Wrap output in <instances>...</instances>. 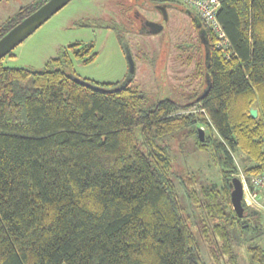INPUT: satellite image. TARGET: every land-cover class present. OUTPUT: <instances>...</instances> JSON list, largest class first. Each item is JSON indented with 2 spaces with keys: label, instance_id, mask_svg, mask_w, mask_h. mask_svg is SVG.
Listing matches in <instances>:
<instances>
[{
  "label": "trees",
  "instance_id": "trees-1",
  "mask_svg": "<svg viewBox=\"0 0 264 264\" xmlns=\"http://www.w3.org/2000/svg\"><path fill=\"white\" fill-rule=\"evenodd\" d=\"M219 1L216 19L229 54L203 24L207 64L194 53L200 85L184 102L167 97L146 107L135 87L77 76L73 60L91 61L77 44H70L73 57L63 51L42 69L0 61V264H206L198 245L205 241L217 247L215 260L226 255L234 264L226 222L247 224L230 203L228 182L237 172L231 152L251 161L247 175L264 173V0ZM43 2L20 7L1 23L0 37ZM196 104L197 114L170 115ZM189 127L223 180L221 188L197 192L192 178L178 179L203 215L196 229L161 143ZM212 218L223 222L211 225ZM246 251L252 263L264 264L262 247Z\"/></svg>",
  "mask_w": 264,
  "mask_h": 264
},
{
  "label": "rangeland",
  "instance_id": "rangeland-1",
  "mask_svg": "<svg viewBox=\"0 0 264 264\" xmlns=\"http://www.w3.org/2000/svg\"><path fill=\"white\" fill-rule=\"evenodd\" d=\"M33 0H0V25L7 18L22 6ZM149 3L155 0H144ZM181 1V0H175ZM102 0H71L58 12L52 15L45 23L37 28L25 40L18 44L11 52L5 55L0 61L9 67H29L42 69L49 59L58 57L66 46L71 42L95 41V50L98 52L96 60L88 65H82L73 60V70L80 77L94 81H115L124 72L123 53L117 42L115 34L105 28L97 26L81 27L76 22L94 21L97 18L104 20L106 11L102 7ZM132 0H122L119 5L128 6ZM171 11L170 22L167 27L158 34H136L131 29L120 28L124 41L129 45L132 53L134 73L130 86L142 91L146 97V107L151 106L157 100L170 97L173 100L184 102L190 96V91L199 87L200 78L194 77L195 58L194 54L183 57V52L177 49V44L184 41V34L190 31L185 16ZM147 16L154 19L158 17L156 12H147ZM106 17V16H105ZM183 24L185 27L183 28ZM129 26V22L122 23ZM193 32V30H192ZM169 34V35H168ZM170 36V40L169 37ZM12 54V55H11ZM191 55V56H190ZM123 68V69H121ZM200 105L196 104L188 108H176L170 111L171 116H183L189 112L197 114ZM199 125V124H198ZM203 129L205 127L200 125ZM189 128L177 132L161 141L167 147L168 156L171 160L172 171L175 175L178 198L184 214L194 229L203 223V215L199 205L186 195L188 191L178 183L179 178L191 179L190 187L200 191V187L216 185L223 186V180L218 172L217 165L213 160L209 148L206 150L197 149L194 137L189 134ZM233 162L237 168L235 175L244 172V168L251 165L248 157L239 150L232 151ZM250 175V174H249ZM251 198L249 206L243 205L251 210L260 212V223L246 221L247 227L240 229L237 226L226 222L230 232L228 250L235 254L234 264H256L250 261L246 247L258 245L264 249V197L261 195L259 208L253 207ZM211 225L216 222H223L221 219L212 218ZM217 244H222L221 241ZM200 254L206 264H232L226 262L227 256H220L216 246L208 241L199 242ZM222 252H219V254Z\"/></svg>",
  "mask_w": 264,
  "mask_h": 264
},
{
  "label": "flooded vegetation",
  "instance_id": "flooded-vegetation-1",
  "mask_svg": "<svg viewBox=\"0 0 264 264\" xmlns=\"http://www.w3.org/2000/svg\"><path fill=\"white\" fill-rule=\"evenodd\" d=\"M155 1L156 2L154 3H149L148 1H144V0H132L131 4L123 7V5H119L122 2V0H102L103 2L102 7L106 10L103 13L106 16V17L104 16L103 21L99 20L101 18L99 19L97 18L94 21L76 22V24L81 27L97 26L102 29L105 28L107 30L112 31L116 36L117 42L124 56L123 57L124 69L121 68L124 70V72L122 73V76L118 80L107 81L104 83L118 82L119 84L118 86L120 87L121 85H129L133 77L134 66H133L132 53L129 48V45L125 43L122 33H120V28L123 27L126 30L131 29L134 34H136V32L138 33L142 32L144 34H153V33H149L151 27L146 25L147 21H153L163 25L161 31L158 32L160 33L164 30V28L167 27L168 23L170 22L169 13H171V11H176L175 12L176 14L185 16V18L188 21V25L190 27V31L187 30V33L183 35L185 40L178 43L176 46L177 49L180 50L179 53L183 52V57L189 54H194L195 52L197 53V55L199 54H202L203 56L205 55L206 41L203 33L204 23L202 22V19L198 17V13L192 7H190L189 5L185 4L182 1H176V2L175 0H155ZM161 8L165 9L167 13L166 21L163 20V14ZM147 12H156L158 14V17L152 19L146 15ZM126 22H129V26L122 25V23H126ZM184 27L185 25L183 24V28ZM168 37L170 40V36ZM70 44H77L76 48L84 52V54L89 53L88 56L91 59V61L89 63L82 64L81 60H77L80 64L88 65L96 60L98 56L97 55L98 52L95 50L94 40L77 41V42L69 43L66 46V48L63 49V51L64 52L66 51L68 55L73 57V54L71 53L72 49L70 48ZM76 75L79 76L78 74ZM87 80L93 82H103V81H94L90 79ZM245 218L246 221L249 220H251L252 222L255 221L254 215H251L250 212H247Z\"/></svg>",
  "mask_w": 264,
  "mask_h": 264
},
{
  "label": "water",
  "instance_id": "water-1",
  "mask_svg": "<svg viewBox=\"0 0 264 264\" xmlns=\"http://www.w3.org/2000/svg\"><path fill=\"white\" fill-rule=\"evenodd\" d=\"M71 0H45L38 8H36L34 11H32L30 14H28L26 17H24L22 20H20L18 23H16L14 26H12L8 31H6L1 37H0V60L7 54L13 50L18 44H20L23 40H25L30 34H32L37 28H39L43 23H45L52 15H54L56 12H58L61 8H63L68 2ZM162 9L163 14V20H167V13L165 9ZM146 25L151 27V30H149V33L156 34L163 28V25L160 23H156L153 21H147ZM204 33V30H203ZM204 62L207 64L208 59V50L207 47H205V55H204ZM76 80L80 81L84 85L96 88V86L82 81L76 77H73ZM205 88L203 89V92L197 96V100L200 99L207 91L208 85H209V78L206 81ZM250 115L253 118L257 117V110L255 108H250ZM198 137L200 141H203V129H198ZM228 187L230 189L229 197H230V203L231 206L237 215L238 218H240L241 224H243L246 221L245 215L247 214L244 205H243V191H242V185L241 181L238 177L233 176L230 181L228 182ZM251 215H257V211L252 209L250 210ZM243 226H246L245 224Z\"/></svg>",
  "mask_w": 264,
  "mask_h": 264
},
{
  "label": "built area",
  "instance_id": "built-area-1",
  "mask_svg": "<svg viewBox=\"0 0 264 264\" xmlns=\"http://www.w3.org/2000/svg\"><path fill=\"white\" fill-rule=\"evenodd\" d=\"M185 4L192 7L202 19V22L210 27L216 35L217 47L222 51L226 56L228 52V39L216 19V11L219 8V0H182ZM237 176V175H236ZM241 181L242 191H243V200L246 205L249 206V201L252 198L254 205L253 207L259 208L257 204L260 202L261 195L264 197V173L259 174H243L240 173L237 176ZM261 206L262 202H260Z\"/></svg>",
  "mask_w": 264,
  "mask_h": 264
}]
</instances>
